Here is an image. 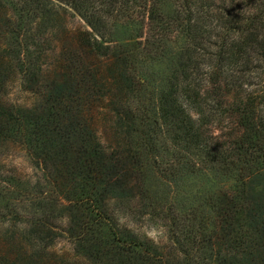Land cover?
Masks as SVG:
<instances>
[{
    "label": "trees",
    "instance_id": "1",
    "mask_svg": "<svg viewBox=\"0 0 264 264\" xmlns=\"http://www.w3.org/2000/svg\"><path fill=\"white\" fill-rule=\"evenodd\" d=\"M2 146L0 264H264V0H0Z\"/></svg>",
    "mask_w": 264,
    "mask_h": 264
},
{
    "label": "rangeland",
    "instance_id": "2",
    "mask_svg": "<svg viewBox=\"0 0 264 264\" xmlns=\"http://www.w3.org/2000/svg\"><path fill=\"white\" fill-rule=\"evenodd\" d=\"M60 23L66 24L69 28H86L85 24L78 17L73 16L70 12L62 14V18L60 19ZM0 171L3 172H18L23 177H34L35 174L28 162V159L25 154V150L21 146H2L0 147ZM192 184L199 188L202 186V189L208 191H214L215 185L213 183H209L206 179H197ZM197 190V189H196ZM114 208L118 211L120 208H117L114 205ZM137 227L141 233L147 234L151 239H153L156 243L161 245H166L167 241V228L164 222L154 221L148 218L145 219H137ZM57 221L52 220V227L55 228L53 237H58L59 243L56 246V250L61 254H71L73 252V247L70 243L63 238H60V231L56 224ZM87 264H94L93 262L88 261Z\"/></svg>",
    "mask_w": 264,
    "mask_h": 264
}]
</instances>
